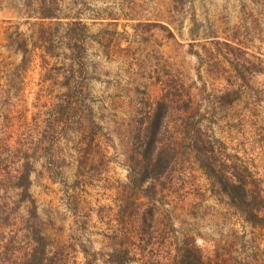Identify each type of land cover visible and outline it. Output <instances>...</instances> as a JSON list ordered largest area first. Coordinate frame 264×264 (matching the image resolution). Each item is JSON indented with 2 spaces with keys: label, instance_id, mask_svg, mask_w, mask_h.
I'll use <instances>...</instances> for the list:
<instances>
[{
  "label": "rangeland",
  "instance_id": "374dc122",
  "mask_svg": "<svg viewBox=\"0 0 264 264\" xmlns=\"http://www.w3.org/2000/svg\"><path fill=\"white\" fill-rule=\"evenodd\" d=\"M0 3V264L26 259L33 224L49 264H264V224L215 192L241 178L264 207V0Z\"/></svg>",
  "mask_w": 264,
  "mask_h": 264
},
{
  "label": "trees",
  "instance_id": "16d2710c",
  "mask_svg": "<svg viewBox=\"0 0 264 264\" xmlns=\"http://www.w3.org/2000/svg\"><path fill=\"white\" fill-rule=\"evenodd\" d=\"M16 36L18 38L14 42L16 44H20V49L18 50H22V64H24L26 62L28 52L26 40H24V38H22L21 34L19 33H17ZM164 109L165 111L167 109L165 102L158 103V109L149 119L148 126L145 129L143 137V168L147 170L149 167H151V172H153L152 174H156L157 176L166 172L172 163V155H168L170 152L165 150L162 144L163 139L160 137L163 135V132H161V127L163 121L165 120ZM199 160L201 161V159ZM201 165L204 168L207 176L212 178V167L203 161H201ZM146 173L148 174L149 172ZM150 176L151 173H149V177ZM17 186L22 189L20 203L30 202L32 205L31 215L34 218L37 217L36 201L30 193V189L32 187V181L30 179V165L27 164L26 172L20 177ZM215 192L217 195H219V197L222 196L224 198L223 200L227 204L242 212L248 222L254 225L264 224V216H262V213H264V207L262 204L260 205V203H257L256 198L251 197L244 180L241 178H238L237 181L228 182L226 180L224 183L220 182V188ZM31 229V241L33 244L32 250L27 255L26 259L19 264H49L47 238L34 224L31 226ZM120 257L121 256L116 254L113 255L114 260L112 261V264H123ZM202 259V257L199 259L201 263H203ZM180 263L189 264L185 259Z\"/></svg>",
  "mask_w": 264,
  "mask_h": 264
},
{
  "label": "crops",
  "instance_id": "0c3cea01",
  "mask_svg": "<svg viewBox=\"0 0 264 264\" xmlns=\"http://www.w3.org/2000/svg\"><path fill=\"white\" fill-rule=\"evenodd\" d=\"M1 4V3H0ZM0 14H2V15H5V14H9V13H6V10L4 11V10H1L0 9ZM8 18V17H7Z\"/></svg>",
  "mask_w": 264,
  "mask_h": 264
}]
</instances>
